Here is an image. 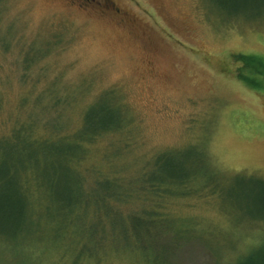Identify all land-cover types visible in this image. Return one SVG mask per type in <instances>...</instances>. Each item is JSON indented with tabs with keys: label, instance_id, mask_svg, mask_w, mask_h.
Returning a JSON list of instances; mask_svg holds the SVG:
<instances>
[{
	"label": "rangeland",
	"instance_id": "1",
	"mask_svg": "<svg viewBox=\"0 0 264 264\" xmlns=\"http://www.w3.org/2000/svg\"><path fill=\"white\" fill-rule=\"evenodd\" d=\"M109 1L119 14L97 2L0 0V133L16 120L19 130L35 126L37 136L66 135L81 128L92 105L96 126L124 125L119 139L94 142V160L86 161L95 182L82 196L99 214L85 223L92 231H77V220L62 251L58 217L33 228L30 256L0 247V264H63L82 256L81 239L91 250L100 234L110 247L107 264H228L252 256L264 248V191L234 176L264 179V87L255 86L259 78L243 60L254 69L264 58V0ZM21 137L14 158L18 167L33 164L26 173L35 190L23 199L50 205L53 217L62 196L82 187L63 160L64 150L77 152L73 140L46 147L29 146L24 131ZM198 154L226 176L214 193L175 186L173 197L143 193V202L118 205L116 214L105 208L114 202H100L108 194L128 197L150 178H204ZM155 205L164 226H143L135 245L126 212ZM123 248L133 256H112Z\"/></svg>",
	"mask_w": 264,
	"mask_h": 264
},
{
	"label": "trees",
	"instance_id": "2",
	"mask_svg": "<svg viewBox=\"0 0 264 264\" xmlns=\"http://www.w3.org/2000/svg\"><path fill=\"white\" fill-rule=\"evenodd\" d=\"M259 59H262L258 61L259 65L261 66L253 69L250 65L249 60L247 58H243L246 66L250 67L251 70H254L256 72V76L259 78V82H257L255 86L258 85L259 87L263 88L264 58L259 57ZM240 76L241 75H239V78ZM244 77L245 75L242 76V78ZM93 108V105L87 108V111L83 115L81 128H78L71 133H67L66 135L56 134L54 138H48L44 136V132V135L37 136L35 126L29 127V131L24 128H21L19 130L21 125L18 124V121L16 122V120H14V124H10V127L7 130L0 133V247H5L6 249L7 247H10L11 249L5 251L8 253L10 252L11 255H13V250H15L19 251L20 253H26L30 256V250L28 248L33 246L34 250V247H36L33 241V228L37 230L39 224H43L45 226L51 225V223H54L56 221V218L58 217L62 219V226L64 227L62 228V232H65V244L64 247L62 246V251H64L65 247L66 250H68L66 246V239L69 236V227L75 224L77 220L83 222L80 223L81 227L79 226L80 229L78 227L77 231H82L84 233L92 231V229L90 227H87L85 223L89 220V217L94 218L99 214L96 209H94L96 206L95 203L94 205L89 204L86 201L88 198H84L82 196V191H86L87 189H89V187L95 182L92 181V178L90 177L91 175H89L88 173L87 175L88 177H90V180L87 179L85 173L90 169L86 168V161L90 160V154L95 152L93 150L94 148H92L94 142H96L97 140L99 141L102 139V137L106 136L114 137L113 140L119 139L120 134L124 129L123 124L119 125L116 123H101L100 125L96 126L95 123H93V121L91 120L92 115H95V111ZM85 121H91L89 124V127L91 129L89 131L83 130ZM131 124L132 121L130 125ZM128 126L129 125H127V128ZM22 131H24V133L26 134V137L28 139L27 143L29 146L37 145L47 147L54 145L57 141H61L64 139L73 140V150L77 151L76 153H74L71 149H67L66 151L64 150L63 160L67 165L68 170H71L70 172L78 173L81 175L78 183L82 187H77V190H74L70 197L65 195L62 196L63 198H65V200L59 201L57 205L53 206L54 210L56 209L55 215L53 217H50V205L42 207V205H40L35 200L26 201L25 199H23V196L29 197L31 199L30 194L35 195V190L31 185V182L34 181V176L32 175V173H26L30 168L33 170V164L30 163L29 166L18 167L16 162L17 158H14L16 143L17 141H19L20 143L23 140V138L21 137ZM107 148L108 147L104 148V150H106ZM23 150H25V148H23ZM165 155L167 154L159 156L156 159L157 162L154 164L155 167H157V165L159 164L158 161L161 159L160 157H165ZM198 155L200 159L199 163L201 162L200 167H204V169L206 170V174L203 175L205 176L204 178L200 177L197 173H195L194 175L190 174L189 177L183 175L182 177L179 176L178 178H150L144 181L143 186L140 185L137 188H133L128 197H123L119 194H108L107 196L101 198L100 202H108L105 200H111L112 202H114V208H111L108 205L105 206V208H108L110 214H113V211L115 212L114 214H116L117 211L122 212L118 205H121L123 203L134 204L135 202H143L141 199V194L143 193H148L151 196V199L162 197L163 194L165 196L173 197L176 193L175 186H177L181 190L179 192H182V188L185 189L187 187L186 185L189 184L190 186L194 185L198 187V189L202 188V190L210 187L212 189V193H214L216 189H213L212 187L220 182H225L226 176L224 175V177L223 175H220V173L211 169L210 163L207 162L208 158L206 155L205 157L201 154ZM101 156L102 155L100 153L99 157ZM92 159L91 161L93 162L94 159ZM100 159H104V157L102 156V158ZM195 160H198L197 155L195 156ZM17 173H20L18 175V179H16ZM115 176L116 175H114V177ZM98 177V179H103V174ZM234 177L235 179H241L239 181H242L243 179L249 180V182L255 183L264 191V179L257 177L245 178L241 174H237ZM90 181H92L93 183L89 184ZM18 193L21 195V201L17 200L19 198ZM59 197H61V195ZM262 205L264 206V201H262ZM263 206L261 207L264 209ZM92 208L94 210L93 212L90 210ZM157 209H159L157 205L152 207L140 206L136 207L135 209H130L129 212H126L128 213V221L133 228V232L135 233L133 237V239L135 240V245H137V243L139 242L141 243L142 241V236L138 235V232L143 228V226L147 230H157V227H160L162 225L164 226V221L159 217ZM140 211L141 214H138V212ZM260 219L264 221V214L260 217ZM96 224H98V221L96 222ZM77 231L71 232L70 234H76ZM163 232L167 233L164 230ZM105 239L106 237L100 234L93 243L89 240L92 246L91 250H86L85 243L88 240L81 239L80 243L82 256H78V258L73 261L65 257L63 264H107L106 257L109 255L110 247L107 246V240ZM51 245H53V243H51ZM122 253H126L128 257L133 256L132 251L128 248H123V252L116 251L112 254V256H118ZM135 253L136 252L134 251V255ZM23 262L24 260H19V264H27V261H25L24 263ZM228 264H264V248L258 249V252L254 253L252 256H247L240 259L238 257L236 260L234 259L231 263Z\"/></svg>",
	"mask_w": 264,
	"mask_h": 264
},
{
	"label": "flooded vegetation",
	"instance_id": "3",
	"mask_svg": "<svg viewBox=\"0 0 264 264\" xmlns=\"http://www.w3.org/2000/svg\"><path fill=\"white\" fill-rule=\"evenodd\" d=\"M71 4L73 5H76V3H80L78 4V6L80 8L84 7V3H89V4H92V3H96L97 2V6L100 7L102 9V11L104 12L105 10H112L119 14L120 11L117 10L116 8H114L113 4L109 1V0H70Z\"/></svg>",
	"mask_w": 264,
	"mask_h": 264
}]
</instances>
